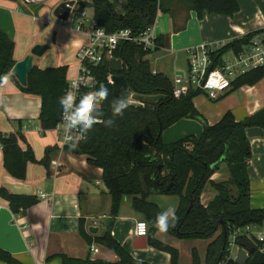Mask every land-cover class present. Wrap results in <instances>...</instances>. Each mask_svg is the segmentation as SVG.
Listing matches in <instances>:
<instances>
[{
  "label": "trees",
  "instance_id": "16d2710c",
  "mask_svg": "<svg viewBox=\"0 0 264 264\" xmlns=\"http://www.w3.org/2000/svg\"><path fill=\"white\" fill-rule=\"evenodd\" d=\"M175 0H76L82 8H92L93 17L106 31L112 33L122 28H130L133 35H139L151 26L157 17L159 6L170 12ZM198 14L203 11L233 15L239 10L237 0H181ZM254 32L233 40L215 55L220 58L228 51H240L249 44ZM16 43L0 29V75L12 72L17 63ZM144 49L133 42H123L114 51V58L122 62L120 72H113L110 62H103L96 70L98 85L86 90L83 95L98 90L100 85L109 89L108 98L102 102L96 123L85 139L77 141L75 150L65 148L77 155L86 154L91 166L103 169L102 181L113 198L112 213L116 214L125 197L131 196L132 208L142 214L149 224L148 243L161 250H168L166 244L154 239L155 220L161 209L149 198L152 195H180L183 206L175 227L171 231L181 237H203L209 239L204 264H238L229 257V236L232 231L246 226L264 224V208H251V179L249 165L252 156L251 143L246 134L249 127L264 129V108L237 121L231 111H227L219 122L210 125L198 111L194 98L202 91L192 90L189 94L176 98L172 94L173 81L164 73L153 74L147 56L157 51ZM123 74L128 81L127 91L119 96L114 93L112 77ZM264 77V67L253 70L233 81V90L242 85H252ZM17 81L14 76L11 77ZM18 82V81H17ZM68 66L41 68L35 65L28 76V84L21 86L30 94L42 98L41 125L43 131L53 130L61 121L63 110L58 103L66 93ZM1 87V86H0ZM134 93L136 96L162 95L157 101H143L131 104L122 117H113L111 103L114 99ZM82 95V96H83ZM195 119L203 124V137H188L179 142L166 144L161 133L181 119ZM114 119L111 127L105 121ZM21 142H26L21 132L0 133L5 169L18 180L24 181L28 164H41L49 172L50 154L54 147H48L42 159H37L30 144L26 150ZM221 163H226L231 178L227 181L212 182L213 173ZM211 183L217 190L216 197L208 205L201 202L202 192ZM236 188V195L233 188ZM186 191V194H185ZM0 194L9 202L14 212L26 209L38 202L36 195H24L0 188ZM225 221V225L218 224ZM180 230L181 235L177 233ZM227 235V237H226ZM99 240L107 247L120 253V260L109 262L104 259L76 260L62 257V264H148L135 261L106 234ZM90 242V240H89ZM239 247L264 251V241L255 236L239 234L235 240ZM7 264H21L5 251ZM171 264H177L176 251L171 250ZM194 264H200L195 255ZM250 264V263H247ZM264 264V263H258Z\"/></svg>",
  "mask_w": 264,
  "mask_h": 264
},
{
  "label": "crops",
  "instance_id": "0c3cea01",
  "mask_svg": "<svg viewBox=\"0 0 264 264\" xmlns=\"http://www.w3.org/2000/svg\"><path fill=\"white\" fill-rule=\"evenodd\" d=\"M237 2L239 10L233 15L208 11L198 14L196 10L190 9L179 0L173 1L175 5L171 6L173 10L170 12L162 11L159 6L156 17L159 36L157 51L161 53L162 58L174 59L177 64L180 59H187V49L192 46L220 40H238L254 32H259L254 38L264 36V0H237ZM18 3L16 0H0V29L15 41L17 46L15 57L20 61L30 53L33 46L28 48L22 42L18 44L17 39L24 38L22 35H27L29 31L39 32L42 25L38 21L46 17L51 10L49 7H43L41 15L38 14L39 11L37 14L30 12L27 14L9 6ZM74 7L78 10L79 6ZM81 9L91 12L92 17L85 21L87 27L94 19L93 9L90 7H81ZM26 17L30 20L24 21ZM42 21L50 22L44 19ZM24 23L27 25L25 28L21 26ZM56 23L53 24L62 26L66 31L57 32L51 27L45 39H50L51 33L53 39L60 34L66 52L61 61L51 67L68 66V77H70L75 73L77 66L71 67L69 63H76V51L87 42L88 37L85 32L77 30L78 25L74 27L71 23L67 29L66 25ZM45 43L47 44L48 41L39 44ZM35 58L34 66L43 69L50 67L37 63ZM151 69L152 72L156 71V74H166L161 70L152 67ZM181 69L179 67L178 71ZM170 79L173 81L174 78ZM17 81L11 78L7 85L0 87V133H23L27 143L21 142L22 148L26 150L27 144H30L37 159L44 157L48 147H54V150L50 154L49 172L41 164L30 163L27 167L26 179L22 181L14 178L5 169L0 145V188L5 187L13 193L38 197V202L31 207L14 212L9 202L0 194V251L9 253L21 264H62L63 256L76 260H85L89 257L90 260L104 259L115 262L120 260V253L109 247L107 249L99 240L100 237L110 233L120 248L133 260L160 264L157 259H152L148 242L147 247L142 249L134 246L138 237L134 235L133 229L141 214L132 208V197L128 196L126 201L123 199V202L128 204L127 209L120 206L116 214L112 213L113 198L102 181L103 169L91 166L86 154L77 155L66 150L56 128L43 131L40 119L42 98L24 91ZM233 89L217 100L214 111L210 107L213 105L204 106L199 101L200 96L194 98L196 108L210 125L219 122L227 111H231L237 121H243L264 108V77L255 84H246ZM131 95L136 98L133 92ZM207 99L212 101L209 97ZM141 102L143 104V101ZM246 134L252 152L249 165L251 208L262 209L264 208V129L249 127L246 129ZM230 178L228 165L221 163L213 173L211 181L218 183ZM209 184L207 183L201 195V202L204 205H208L218 193L212 184ZM232 188L236 195V188ZM40 191L49 196L42 198L39 196ZM91 228H97L98 231L94 233L90 231ZM253 229H257V234L262 235L264 241V224L253 227L252 231ZM253 233L255 236L256 233ZM92 247H98L99 252L94 253ZM235 247L232 258L236 260L240 247L237 245ZM158 255L163 257L162 253ZM0 264H7L1 252ZM163 264H170L169 255L166 256Z\"/></svg>",
  "mask_w": 264,
  "mask_h": 264
},
{
  "label": "built area",
  "instance_id": "2783aa9c",
  "mask_svg": "<svg viewBox=\"0 0 264 264\" xmlns=\"http://www.w3.org/2000/svg\"><path fill=\"white\" fill-rule=\"evenodd\" d=\"M23 5L44 3L46 0H16ZM160 1V0H159ZM70 18L78 24L77 30L87 34V42L81 45L76 51V60L78 62L76 71L68 77L66 92L70 89L79 98L86 90L95 88L99 81L95 70L105 61L115 59L113 54L123 42H133L144 49H154L158 45V34L156 20L151 26L147 27L139 35H133L130 28H122L116 32H108L97 21L93 19L90 25L85 26V21L90 19L89 13L85 10H77L73 7ZM100 31L102 35L97 36ZM233 40H220L213 43H205L198 46H192L187 49L188 58L186 59L187 69L178 71L173 79L172 94L176 98L187 95L192 90L206 93L211 100L220 99L225 93L233 88V81L246 73L264 67V36L254 38L249 44L236 52L228 51L222 57L218 58L215 53L226 47ZM211 71L209 72V69ZM153 73H157L154 71ZM75 85L74 88L71 86ZM132 104H142L134 95ZM102 103L97 106L101 108ZM102 122L98 118V122ZM56 130L59 132L63 146L69 145L65 137L69 132L64 127L63 115L61 121L57 124ZM75 136V132L72 133ZM85 139V138H83ZM83 139H79L81 141ZM42 198H47L49 194L40 191ZM144 222L146 231L139 234L137 224ZM255 226H246L232 231L233 244L239 234H246L249 237L254 236L252 228ZM149 224L141 219L135 222L133 233L136 237H147ZM258 240L263 241L262 235L256 236ZM94 253L99 252L98 247H92ZM263 251V250H262Z\"/></svg>",
  "mask_w": 264,
  "mask_h": 264
},
{
  "label": "rangeland",
  "instance_id": "374dc122",
  "mask_svg": "<svg viewBox=\"0 0 264 264\" xmlns=\"http://www.w3.org/2000/svg\"><path fill=\"white\" fill-rule=\"evenodd\" d=\"M63 0H46V2L44 3H37V4H28V5H23L21 3L18 4H9V6L14 7L16 9H19L21 11H23L24 13H36L38 12V14L41 15L42 13V9L43 7H49L51 12L48 13V15L46 17H42V19H40L38 21V23L40 25H42L41 30L39 32H32L29 31V33L27 35H22L24 38H19L17 39L18 44H20L22 42V44L25 46H27L28 48H31L32 46L39 44L40 42H47V44H51L52 45V49L49 50L42 58H35V61L37 63H42V65L44 66H53L56 65L59 61H61L62 56L65 54L66 50L65 46L63 45V39L61 38V35L58 34L57 37L55 39H53L52 33H51V38L50 39H45V37L47 36V32L49 31V28L53 27V29L57 32L59 31H63L65 32L66 30L63 29L62 26H55V22H57V25H66L67 29L69 28V26L71 25V23H73L74 27H76V25H78L75 20L72 21V18H70L68 21L64 22H59L58 19L55 18L54 16V9L56 8V6L61 3ZM181 2V0H179ZM183 3V2H182ZM175 5V3L172 2L171 6ZM78 10H82L81 7H78ZM41 11V12H40ZM44 11V10H43ZM87 12L89 13L90 17H92L91 12L89 10H87ZM41 18V17H40ZM47 20L50 22H43L42 20ZM24 21H29L30 18H24ZM32 20V19H31ZM54 23V24H53ZM23 28H25V26L27 27V25L24 23L23 25H21ZM67 31H71L72 30H67ZM63 37V36H62ZM59 45L61 47H59ZM63 45V46H62ZM31 46V47H29ZM32 49V48H31ZM188 58V55L186 56ZM148 59L150 60V65L152 68L157 69V70H161L162 72H165L166 74H168L170 76V78H174L175 74L178 71V68H182V69H187V64H186V59H180L181 61L177 62V64L174 62V59H164L161 57V53L159 51H154L152 54H150V56L148 57ZM71 65V67H75L78 65V62L76 61V63L72 62L69 63ZM178 67V68H177ZM134 94V93H133ZM200 96L198 99L199 101L204 105V106H209V105H213L210 106L211 110L214 111V105L218 102L217 100H208L206 97V93L200 94L198 95ZM216 101V102H215ZM208 185H210L208 183ZM102 188L103 186L100 185ZM96 188L98 189V187L96 186ZM186 194V191H185ZM126 201L128 199V197L124 198ZM151 201L155 202L156 204L159 205L161 211H162V206L166 205V203H173L176 205L177 211H176V215L179 214V212L182 209L183 206V199L180 195H152L149 198ZM123 202V201H122ZM122 208H128V204L127 202H123V204L121 205ZM160 211V212H161ZM140 219L145 220L144 216L141 214ZM253 232L256 233L255 237L258 235L257 234V229H253ZM257 238V237H256ZM154 239L166 244L167 247L169 248L168 250H161L159 248H157L154 245L149 244L148 250L151 251L150 254H152V259L153 260H158V262L160 264H163L166 260V256L169 255V262L171 264V250L172 251H176L177 254V264H194L195 262V255L198 257V260L200 262V264H204L205 263V258H206V251H207V244L209 242V239L203 238V237H195V236H191V237H181L176 235L175 233H173L171 231V229L169 228V230L166 233H161L159 231V229H155L154 230ZM229 249H228V255L229 257H232V255L234 254V250L236 247V244H233V236L232 234L229 236ZM107 248V246H104ZM108 249V248H107ZM158 253H162V256H159Z\"/></svg>",
  "mask_w": 264,
  "mask_h": 264
},
{
  "label": "clouds",
  "instance_id": "9594fccd",
  "mask_svg": "<svg viewBox=\"0 0 264 264\" xmlns=\"http://www.w3.org/2000/svg\"><path fill=\"white\" fill-rule=\"evenodd\" d=\"M100 35L102 33L98 31L97 36ZM13 75L14 73L11 71L0 75V86L7 85ZM71 87L74 88L75 85ZM109 94L108 87L100 85L98 90L79 98L71 89L59 98L58 103L63 110L64 127L69 132V135L65 137V141L69 143V147L72 150H75L77 141L86 138L88 132L98 122V117L101 113L98 111L97 106L105 101ZM131 104L132 97L130 94L114 99L111 103L113 117H122ZM104 123L106 127H111L115 121L114 119H108ZM73 132H75V136L72 134ZM176 211V205L173 203H166V205L162 206V211L155 220V227L161 233H166L170 227H175L178 222ZM137 229L139 234H143L146 231V224L139 222Z\"/></svg>",
  "mask_w": 264,
  "mask_h": 264
},
{
  "label": "water",
  "instance_id": "95a60500",
  "mask_svg": "<svg viewBox=\"0 0 264 264\" xmlns=\"http://www.w3.org/2000/svg\"><path fill=\"white\" fill-rule=\"evenodd\" d=\"M76 5L75 0H66L61 2L57 8L54 10V16L61 21H67L70 17L73 7ZM164 39V37H163ZM52 46L50 44H36L32 47L30 53L22 60L18 61L12 72L22 86L28 84V76L32 71L35 57H43ZM111 70L114 72H120L122 69V62L118 59H112L110 62ZM211 68L209 69V72ZM113 88L116 96H119L121 91H127L129 84L127 78L123 74H117L113 76ZM162 97V95H152V96H136L139 101H157ZM204 127L199 121L195 119H181L168 129L164 130L161 135L166 144H172L179 142L188 137H197L201 139L203 137ZM218 224L225 225V221H220ZM90 231L96 233L97 228H91ZM177 233L181 235L179 229ZM227 237V235H226ZM147 237H138L135 242V248L142 249L147 247ZM236 262L238 264H258L264 263V251L256 250V247L244 248L240 247L237 253Z\"/></svg>",
  "mask_w": 264,
  "mask_h": 264
},
{
  "label": "bare ground",
  "instance_id": "6f19581e",
  "mask_svg": "<svg viewBox=\"0 0 264 264\" xmlns=\"http://www.w3.org/2000/svg\"><path fill=\"white\" fill-rule=\"evenodd\" d=\"M141 220V219H140ZM146 221V220H145ZM147 222V221H146Z\"/></svg>",
  "mask_w": 264,
  "mask_h": 264
}]
</instances>
